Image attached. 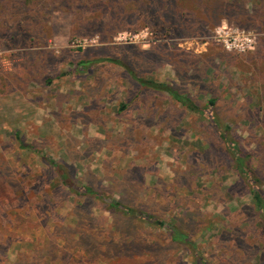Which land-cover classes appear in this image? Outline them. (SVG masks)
Segmentation results:
<instances>
[{
	"label": "rangeland",
	"instance_id": "rangeland-1",
	"mask_svg": "<svg viewBox=\"0 0 264 264\" xmlns=\"http://www.w3.org/2000/svg\"><path fill=\"white\" fill-rule=\"evenodd\" d=\"M220 27L255 50H225ZM0 53V264H264V222L220 127L141 96L120 67H76L114 56L215 101L264 195V117L247 113L264 108V0H0ZM36 152L101 197L61 187ZM130 236L142 250L128 258Z\"/></svg>",
	"mask_w": 264,
	"mask_h": 264
},
{
	"label": "trees",
	"instance_id": "trees-1",
	"mask_svg": "<svg viewBox=\"0 0 264 264\" xmlns=\"http://www.w3.org/2000/svg\"><path fill=\"white\" fill-rule=\"evenodd\" d=\"M109 64L113 66H117L123 69V71L130 77V79L137 84L139 88L140 95L142 96L143 93L147 92L148 95L151 97H159V94H167L173 102L176 104L181 105L189 112L198 115L199 117L203 118L204 120H208L212 125L216 127H220V137L226 143L227 149L230 151V154L233 156L234 164L236 167L237 172L243 176V178L248 181L251 185L250 194L252 196V200L254 204L257 207L258 213L260 214L262 221L264 222V195L261 191L262 186V180L261 178H253L249 176V170H247V167L245 166V158L241 156V152L239 149V146L237 145L236 141L234 139H231L232 137H229V127H221V118L219 117V113L217 109H215L214 104L215 101L209 100L208 104L205 107H200L197 105L188 94H182L179 91H177L175 88H173L170 85L157 83L154 81H150L147 79H144L142 77H139L137 73L129 68L126 63L123 60H120L118 58H115L114 56L110 57H103L100 56L98 59H85L78 61L76 64L77 68H81L84 71H89L91 66L94 64ZM264 81V79L262 80ZM125 106L122 105V108ZM264 108L257 106L253 110H247L248 115H251L250 111L253 113V117L258 119L260 116L264 117ZM262 112V113H261ZM261 127V125H259ZM262 128V127H261ZM264 132V129H263ZM255 135L254 133L250 134ZM31 149L34 150V148L31 147ZM39 155L40 161L45 164L46 166L50 167L52 169L53 174L58 179L59 184L63 188H67L70 192L79 195V196H85V195H91L96 196L97 198H100V194L95 191L90 186H82L77 184V182L72 177V173L70 169L64 165V164H58L50 159H48L44 154L36 152ZM107 204V210L115 213H119L122 216H133L135 214V210L132 209L129 206L123 205L120 201H112L110 199L104 200ZM168 228L170 229V239L173 243H178L182 245H186L189 248L194 250V247L192 246V242L186 235V233L183 232L182 229L179 227H174L168 225ZM132 238V236H130ZM125 238L124 239V246L125 249L123 252V256L126 257H133L134 255L140 254L142 248L139 243H137L136 239L132 238ZM196 264H202L200 261H198Z\"/></svg>",
	"mask_w": 264,
	"mask_h": 264
},
{
	"label": "built area",
	"instance_id": "built-area-1",
	"mask_svg": "<svg viewBox=\"0 0 264 264\" xmlns=\"http://www.w3.org/2000/svg\"><path fill=\"white\" fill-rule=\"evenodd\" d=\"M218 42L229 52H253L256 48L255 37L251 34L243 32H231L223 28L215 31ZM0 53V57H1Z\"/></svg>",
	"mask_w": 264,
	"mask_h": 264
}]
</instances>
